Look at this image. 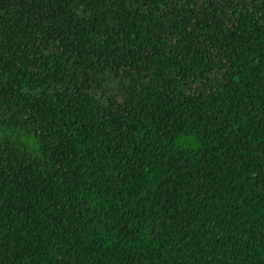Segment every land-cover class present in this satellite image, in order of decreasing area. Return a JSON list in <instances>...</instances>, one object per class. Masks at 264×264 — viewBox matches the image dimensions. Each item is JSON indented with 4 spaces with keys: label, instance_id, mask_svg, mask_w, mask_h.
Segmentation results:
<instances>
[{
    "label": "trees",
    "instance_id": "16d2710c",
    "mask_svg": "<svg viewBox=\"0 0 264 264\" xmlns=\"http://www.w3.org/2000/svg\"><path fill=\"white\" fill-rule=\"evenodd\" d=\"M0 264H264V0H0Z\"/></svg>",
    "mask_w": 264,
    "mask_h": 264
}]
</instances>
